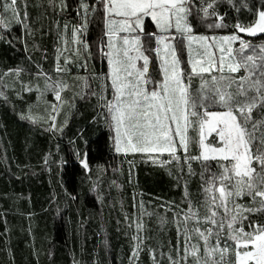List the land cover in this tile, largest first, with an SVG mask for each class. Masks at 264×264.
Wrapping results in <instances>:
<instances>
[{
  "label": "snow or ice",
  "instance_id": "6c2138e0",
  "mask_svg": "<svg viewBox=\"0 0 264 264\" xmlns=\"http://www.w3.org/2000/svg\"><path fill=\"white\" fill-rule=\"evenodd\" d=\"M47 7L51 71L33 60L27 40H7L29 54L3 76L19 83L22 100L35 93L46 105L47 116L28 104L20 118L62 136L67 120L56 121L63 106L95 98L93 120L102 118L110 149L167 169L181 189L179 199L158 205L163 214L133 196L135 211L124 213L134 228L129 264L145 249L152 264H264V41L242 35L264 34V0H48ZM0 10V39L13 23L27 37L44 34L28 0L22 7L0 0ZM32 51L48 60L34 39ZM0 96L7 100L3 90ZM75 155L91 179L87 154ZM145 216H156L168 236L155 247L145 243ZM73 264L80 261L73 257Z\"/></svg>",
  "mask_w": 264,
  "mask_h": 264
},
{
  "label": "trees",
  "instance_id": "16d2710c",
  "mask_svg": "<svg viewBox=\"0 0 264 264\" xmlns=\"http://www.w3.org/2000/svg\"><path fill=\"white\" fill-rule=\"evenodd\" d=\"M18 2L22 7L23 0ZM47 4L48 0H28V12L37 28L44 26V34L37 31L34 38L27 37L22 26L15 23L10 30H3L0 76L8 68L24 64L29 54L23 51L22 42H7L12 36L27 40L33 60L44 70L53 69L54 33L48 34L52 11ZM223 10L227 11V6ZM242 35L254 44L264 41V34ZM33 39L48 49V60H43L40 51H32ZM93 63L96 71L106 70L105 64ZM24 78L27 80V75ZM13 83L15 89L3 88ZM18 89L13 76L0 80V90L7 95V100L0 96V264H73V257L80 264H129L134 228L127 227L124 213L135 211V196L137 201H145L149 211L163 214L158 205L181 195V189L175 187V176L139 156L112 151L102 118L93 120L97 114L95 98L86 102L77 97L75 107L63 106L56 121L63 124L67 120L61 136L45 131L46 125L20 118L19 113L27 112L28 104H32L33 113H47L44 101L37 103L35 93H24L22 100L16 95ZM62 95L68 100L72 92ZM47 100L56 103L52 93ZM77 151L81 158L87 154L91 179L79 164ZM61 158L68 161L66 166H62ZM144 220V234L151 237L146 244L155 247L168 238L156 216H145ZM138 264H152L147 249L140 253Z\"/></svg>",
  "mask_w": 264,
  "mask_h": 264
},
{
  "label": "rangeland",
  "instance_id": "374dc122",
  "mask_svg": "<svg viewBox=\"0 0 264 264\" xmlns=\"http://www.w3.org/2000/svg\"><path fill=\"white\" fill-rule=\"evenodd\" d=\"M57 103V102H56Z\"/></svg>",
  "mask_w": 264,
  "mask_h": 264
}]
</instances>
